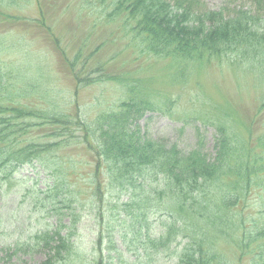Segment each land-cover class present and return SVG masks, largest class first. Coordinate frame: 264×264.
Segmentation results:
<instances>
[{"label":"rangeland","instance_id":"obj_1","mask_svg":"<svg viewBox=\"0 0 264 264\" xmlns=\"http://www.w3.org/2000/svg\"><path fill=\"white\" fill-rule=\"evenodd\" d=\"M199 1L207 10H220L227 16L241 10L264 13L260 9L264 3L258 0ZM112 9L110 0H0V66L2 72L10 75L3 80L8 96L0 98V102L13 103L7 100L13 96L16 104L90 124L99 114L117 109L132 95L124 79L111 80L107 78L109 75H120L127 82L139 78L141 88L149 91L158 104V111L149 113L142 121L149 136L169 144L178 143L189 152L198 147L201 134L202 151L213 156L218 127H224L238 149L261 154L264 62L251 64L243 59L230 61L227 56H212L188 66L184 65L186 61L175 58L145 57L138 40L129 44L131 32L125 17L112 19L109 15ZM80 125L65 132L68 139L63 147L51 149L55 151L50 155L52 162H57L60 170L59 185L63 188L72 184L77 188L80 206L86 205L80 211L67 260L57 259L56 264H143L144 261L178 264L175 253L182 249L187 238L169 247L159 245L152 257L145 255L143 249L140 251L142 231L131 243L134 235L130 224L135 223V214L120 206L127 199L126 194L112 189L103 179L102 200H98L94 180L96 156L89 146L79 142L84 135ZM50 127L49 124L31 127L26 136L29 140L51 141V135L49 138L45 135ZM59 155L64 163L55 161ZM1 168L0 264H49L48 258L56 257L51 247L56 243L52 241L49 245L41 236L47 231L52 234L59 226L57 212L49 211L46 206L64 194L56 192L51 198L45 193L56 177L29 165L5 177ZM228 175L224 178H235ZM113 198L120 201L116 208L110 204ZM156 202L161 207L170 204L165 198ZM248 204L255 217L264 219L262 189L250 193ZM97 207L102 208L103 215L93 210ZM153 229L161 234L162 219L153 223ZM109 234L115 243L110 242ZM128 240L134 245L131 252L125 247ZM218 244L221 252L234 257L232 246L225 240L220 239ZM117 249L124 250L123 258Z\"/></svg>","mask_w":264,"mask_h":264},{"label":"trees","instance_id":"obj_2","mask_svg":"<svg viewBox=\"0 0 264 264\" xmlns=\"http://www.w3.org/2000/svg\"><path fill=\"white\" fill-rule=\"evenodd\" d=\"M110 1L113 9L109 15L112 19L125 17L131 32L129 44L138 40L145 57L175 58L186 61L184 65L188 66L212 56H227L230 61L243 59L251 64L264 62V13L241 10L227 16L220 10H207L199 0ZM260 9L264 11V4ZM5 76L10 75L2 72L0 66V98L8 96L3 82ZM107 78L120 82L124 79L132 95L117 109L99 114L90 124L16 104L13 96L7 99L13 103L0 102L3 176L10 177L20 167L29 165L56 177L45 191L49 197L53 198L56 192L64 194L46 206L49 211L57 212L59 223L55 232L47 231L41 236L49 245L52 241L56 243L51 247L53 257L57 258H48V263L67 260L80 211L86 207L80 206L81 200L75 193L77 188L72 184L61 188L57 179L60 170L50 157L65 144L68 139L65 132L81 124L84 135L79 142L89 146L96 156L94 180L98 200H102L103 179L112 189L126 194L127 199L121 201L120 206L129 214H135V223L130 224L134 235L131 243L142 231L140 251L143 249L145 255L151 256L159 245L169 247L187 238L182 249L175 253L178 264H264V219L255 217L248 204L252 191H264V148L261 154L238 149L224 127H218L213 156L202 151L201 134L198 147L189 152L178 143L155 139L144 131L142 121L149 113L158 111V104L149 91L141 88V80L135 78L127 82L116 74ZM46 124L51 126L45 132L46 137L51 135V141L27 138L26 132L31 127ZM60 131L62 133L57 134ZM260 144L264 145V139ZM58 160L65 161L62 155L56 157L55 161ZM228 174L235 178H224L230 177ZM164 198L170 200L167 207L156 202ZM119 203V199L113 198L110 204L116 208ZM261 207L264 210V206ZM93 210L98 215L99 211L104 214L102 208ZM156 217L162 219L161 234L153 231ZM109 236L110 242H114L112 234ZM220 239L232 246L234 257L220 251ZM131 243L126 241L128 252L134 249ZM123 251H116L120 258L124 257Z\"/></svg>","mask_w":264,"mask_h":264}]
</instances>
